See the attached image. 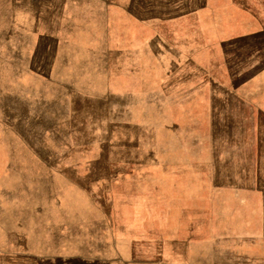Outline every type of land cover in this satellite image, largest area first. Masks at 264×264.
Listing matches in <instances>:
<instances>
[{"label": "rangeland", "instance_id": "374dc122", "mask_svg": "<svg viewBox=\"0 0 264 264\" xmlns=\"http://www.w3.org/2000/svg\"><path fill=\"white\" fill-rule=\"evenodd\" d=\"M175 18L0 0V264H264V111Z\"/></svg>", "mask_w": 264, "mask_h": 264}, {"label": "crops", "instance_id": "0c3cea01", "mask_svg": "<svg viewBox=\"0 0 264 264\" xmlns=\"http://www.w3.org/2000/svg\"><path fill=\"white\" fill-rule=\"evenodd\" d=\"M174 10L184 38L221 57L223 83L264 111V0H174Z\"/></svg>", "mask_w": 264, "mask_h": 264}]
</instances>
